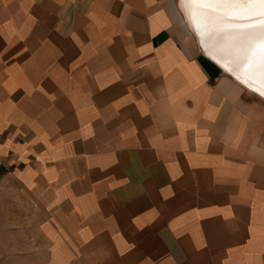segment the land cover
Here are the masks:
<instances>
[{"label":"crops","instance_id":"obj_1","mask_svg":"<svg viewBox=\"0 0 264 264\" xmlns=\"http://www.w3.org/2000/svg\"><path fill=\"white\" fill-rule=\"evenodd\" d=\"M0 158L35 264H264V98L180 0H0Z\"/></svg>","mask_w":264,"mask_h":264},{"label":"bare ground","instance_id":"obj_2","mask_svg":"<svg viewBox=\"0 0 264 264\" xmlns=\"http://www.w3.org/2000/svg\"><path fill=\"white\" fill-rule=\"evenodd\" d=\"M185 17L204 53L246 87L264 98L260 53L249 64L241 36L264 28V4L196 3L180 0Z\"/></svg>","mask_w":264,"mask_h":264},{"label":"rangeland","instance_id":"obj_3","mask_svg":"<svg viewBox=\"0 0 264 264\" xmlns=\"http://www.w3.org/2000/svg\"><path fill=\"white\" fill-rule=\"evenodd\" d=\"M194 36L197 39L195 34ZM3 164L5 165L1 167L7 166L6 162ZM3 184L0 174V264H35L33 249H25L23 247L25 243L21 240L24 233L19 231L18 214L22 208Z\"/></svg>","mask_w":264,"mask_h":264},{"label":"snow or ice","instance_id":"obj_4","mask_svg":"<svg viewBox=\"0 0 264 264\" xmlns=\"http://www.w3.org/2000/svg\"><path fill=\"white\" fill-rule=\"evenodd\" d=\"M196 3H261L264 4V0H192ZM241 39L248 45L247 51L249 53V64L253 63L252 57H255L257 52L260 53L261 59L259 63L260 70L264 72V28H261L258 32H250L243 34Z\"/></svg>","mask_w":264,"mask_h":264},{"label":"built area","instance_id":"obj_5","mask_svg":"<svg viewBox=\"0 0 264 264\" xmlns=\"http://www.w3.org/2000/svg\"><path fill=\"white\" fill-rule=\"evenodd\" d=\"M3 163H4L3 160L0 158V167L5 165Z\"/></svg>","mask_w":264,"mask_h":264}]
</instances>
